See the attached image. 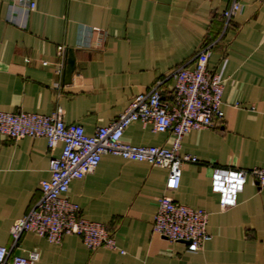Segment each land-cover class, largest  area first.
I'll use <instances>...</instances> for the list:
<instances>
[{"label": "crops", "instance_id": "obj_1", "mask_svg": "<svg viewBox=\"0 0 264 264\" xmlns=\"http://www.w3.org/2000/svg\"><path fill=\"white\" fill-rule=\"evenodd\" d=\"M231 1L34 0L35 9L25 14L0 0V112L60 109L65 124L93 135L156 81H164L168 96L171 71L191 67L200 47L216 40L208 69L223 82L222 120L182 138L179 154L197 163L182 166L176 191H165L166 169L112 155L70 184L65 197L82 218L114 235L117 250L90 251L78 236L55 245L33 233L14 244L10 228L37 201L62 144L50 152L42 138L0 135V246L10 257L36 252L34 264H264V190L248 181L235 204L221 209L211 186L218 169H264V0H246L222 34V12ZM173 140L139 122L123 134L133 146L170 149ZM165 193L208 213L211 238L197 253L152 232Z\"/></svg>", "mask_w": 264, "mask_h": 264}, {"label": "built area", "instance_id": "obj_2", "mask_svg": "<svg viewBox=\"0 0 264 264\" xmlns=\"http://www.w3.org/2000/svg\"><path fill=\"white\" fill-rule=\"evenodd\" d=\"M245 1L232 0L222 12V34L241 13ZM10 7L12 11L22 10L28 14L35 9V2L10 0ZM217 42L202 45L191 59V67L183 65L171 71L169 77L173 87L168 96L162 92L164 81H156L146 93L135 95L116 120L99 127L93 135L85 134L79 125L65 124L60 109L50 115L0 112V135L12 141L42 138L50 152L62 144L60 155L50 158V177L40 183L37 201L10 228L13 243L25 233L36 234L55 245L65 236H78L90 251L117 250L114 235L104 225L82 218L78 205L65 197L69 186L93 173L102 156L112 155L166 169L165 191H176L181 182L182 166L197 163L195 157L179 154L182 138L192 131L213 129L223 118V82L218 74L208 69ZM135 122L150 126L155 133L172 135V147L133 146L124 142V131ZM248 181L258 190H264V169H218L213 173L211 186L220 195L221 209L235 204L237 193ZM166 193L157 200L152 232L172 243H186L188 252L197 253L211 238L207 231L208 213L178 204ZM37 260L36 252L10 257V251L0 246V264H34Z\"/></svg>", "mask_w": 264, "mask_h": 264}, {"label": "water", "instance_id": "obj_3", "mask_svg": "<svg viewBox=\"0 0 264 264\" xmlns=\"http://www.w3.org/2000/svg\"><path fill=\"white\" fill-rule=\"evenodd\" d=\"M72 68H73V62L69 59V61H68V65H67V69H68L69 71H71Z\"/></svg>", "mask_w": 264, "mask_h": 264}]
</instances>
